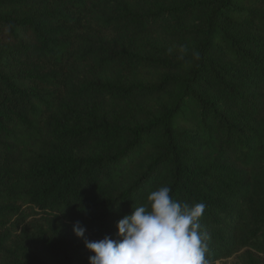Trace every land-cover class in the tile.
I'll return each mask as SVG.
<instances>
[{
    "label": "trees",
    "instance_id": "obj_1",
    "mask_svg": "<svg viewBox=\"0 0 264 264\" xmlns=\"http://www.w3.org/2000/svg\"><path fill=\"white\" fill-rule=\"evenodd\" d=\"M162 185L264 264V0H0V264H89Z\"/></svg>",
    "mask_w": 264,
    "mask_h": 264
},
{
    "label": "clouds",
    "instance_id": "obj_2",
    "mask_svg": "<svg viewBox=\"0 0 264 264\" xmlns=\"http://www.w3.org/2000/svg\"><path fill=\"white\" fill-rule=\"evenodd\" d=\"M171 192L168 185L150 191L146 204L117 221L115 239H85L94 253L89 264H208L209 236L200 223L205 203L180 201ZM73 230L82 238L87 231L79 221Z\"/></svg>",
    "mask_w": 264,
    "mask_h": 264
},
{
    "label": "rangeland",
    "instance_id": "obj_3",
    "mask_svg": "<svg viewBox=\"0 0 264 264\" xmlns=\"http://www.w3.org/2000/svg\"><path fill=\"white\" fill-rule=\"evenodd\" d=\"M34 218H35V220L38 218V220L40 222H42V219H41L42 217L41 216H33V217L29 218L25 222V224H23V225L28 224V222L31 221ZM242 252H243V250L240 253H242ZM216 264H245V263H244L243 259L240 257V255H235V256H233L231 258H228V259H225V260H222V261H217Z\"/></svg>",
    "mask_w": 264,
    "mask_h": 264
}]
</instances>
